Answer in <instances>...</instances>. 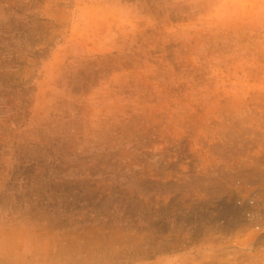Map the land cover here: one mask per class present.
<instances>
[{"label": "rangeland", "instance_id": "1", "mask_svg": "<svg viewBox=\"0 0 264 264\" xmlns=\"http://www.w3.org/2000/svg\"><path fill=\"white\" fill-rule=\"evenodd\" d=\"M0 264H264V0H0Z\"/></svg>", "mask_w": 264, "mask_h": 264}]
</instances>
